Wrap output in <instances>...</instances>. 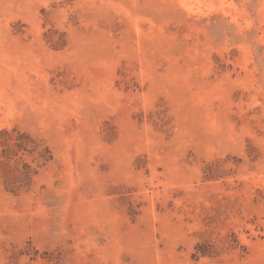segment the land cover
Listing matches in <instances>:
<instances>
[{"label":"rangeland","instance_id":"1","mask_svg":"<svg viewBox=\"0 0 264 264\" xmlns=\"http://www.w3.org/2000/svg\"><path fill=\"white\" fill-rule=\"evenodd\" d=\"M13 129L0 264H264V0H0Z\"/></svg>","mask_w":264,"mask_h":264},{"label":"trees","instance_id":"2","mask_svg":"<svg viewBox=\"0 0 264 264\" xmlns=\"http://www.w3.org/2000/svg\"><path fill=\"white\" fill-rule=\"evenodd\" d=\"M0 162H6L8 164L13 159L21 160L22 155H30L37 152L38 157H40L44 162L51 159V156L46 158V154H49V150L46 147H42L39 150L41 145H39L32 137L20 130L13 129L12 131L3 130L0 134ZM21 155V156H20ZM18 163V161H15ZM35 171V170H34ZM24 178L28 179L30 173L32 172L31 166L23 163L22 171H20ZM12 173L11 170L6 168V176H10ZM36 173V171H35ZM7 181L6 183H8ZM6 189L10 192H18L19 188L13 189L8 184L6 185Z\"/></svg>","mask_w":264,"mask_h":264}]
</instances>
